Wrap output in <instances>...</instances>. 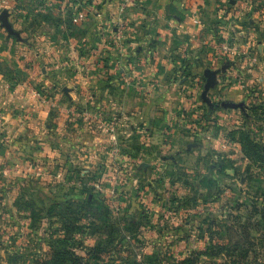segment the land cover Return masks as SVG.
Segmentation results:
<instances>
[{"label": "rangeland", "instance_id": "rangeland-1", "mask_svg": "<svg viewBox=\"0 0 264 264\" xmlns=\"http://www.w3.org/2000/svg\"><path fill=\"white\" fill-rule=\"evenodd\" d=\"M35 3L41 5L33 17L38 31H53L59 12L46 10L44 0ZM261 6L255 1V11L243 20L235 18L239 26L228 31L238 43L252 40L246 45L253 55L264 38V14L255 16ZM4 10L10 12V0H0V14ZM66 19L73 27V19ZM9 21L17 31L13 24L23 20ZM19 37L0 20V53L13 47L8 53L15 49L17 57L26 58L32 46ZM239 56L236 74L247 89L236 102L245 103L248 116L220 106L208 120L210 108L203 101L201 119L186 112L181 129L208 132L205 140L168 143L167 127L155 140L144 130L129 152L115 137L108 149L102 142V149L83 158L60 153L54 144L50 158L43 151L52 145L38 140L15 150L22 149L19 141L24 143L26 134L16 136L18 142L2 140L9 128L0 123V264H42L55 249L73 250L97 264H264V68H259L264 63ZM21 62L0 58V67L21 74L26 63ZM64 63L41 65L56 70ZM4 77L8 85L22 80ZM40 90L31 93L39 100L46 96ZM211 100L221 104L230 99ZM94 118L103 133L106 119ZM120 124L116 128L122 129ZM98 246V253L89 254Z\"/></svg>", "mask_w": 264, "mask_h": 264}, {"label": "crops", "instance_id": "crops-1", "mask_svg": "<svg viewBox=\"0 0 264 264\" xmlns=\"http://www.w3.org/2000/svg\"><path fill=\"white\" fill-rule=\"evenodd\" d=\"M10 1L11 20H23L14 28L32 46L26 58L17 57L15 49L8 53L13 47L0 53L2 60L26 62L21 74L10 75L0 67V123L9 128L1 139L18 142L16 136L26 134L18 151L27 148L25 142L38 140L42 146L52 145L43 151L49 153L46 157L52 158L57 144L60 153L83 158L102 149V142L108 149L116 137L129 152L130 143L144 137V130L155 140L167 127L168 143L205 140L210 138L208 132L188 133L181 123L186 112L201 119L206 110L201 98L206 69L220 70L211 99L224 95L236 102L247 89L236 74L239 52L246 62L264 63V38L253 55L246 45L252 40L238 43L236 36L228 35L239 26L235 18L243 20L255 1L264 0H44L46 10L59 12L60 20L53 31L42 32L33 21L41 13L37 0ZM258 8L255 16L264 14V6ZM66 16L73 19V27ZM62 61L66 65L62 69L46 70L41 65ZM4 76L22 80L8 85ZM226 76L232 81L227 83ZM35 88L46 96L33 97ZM217 110L209 109L205 119L210 120ZM223 110L244 114L242 109ZM89 113L106 119L103 133L99 120ZM118 122L122 129L116 128Z\"/></svg>", "mask_w": 264, "mask_h": 264}, {"label": "water", "instance_id": "water-1", "mask_svg": "<svg viewBox=\"0 0 264 264\" xmlns=\"http://www.w3.org/2000/svg\"><path fill=\"white\" fill-rule=\"evenodd\" d=\"M0 20L2 24L6 27V29L9 31V33L14 34L16 36H19L20 34L15 31L12 27V24L9 21V13L7 10L2 11L0 14ZM220 73V70H214V69H206L205 71V77L206 82L204 85V89L201 95L202 100L208 105V107L213 110L215 109L216 103H213L212 100L209 97V92L212 90L218 83V74ZM221 106L223 108H230V109H242L245 110V103L244 102H235V101H222Z\"/></svg>", "mask_w": 264, "mask_h": 264}, {"label": "trees", "instance_id": "trees-1", "mask_svg": "<svg viewBox=\"0 0 264 264\" xmlns=\"http://www.w3.org/2000/svg\"><path fill=\"white\" fill-rule=\"evenodd\" d=\"M221 106V104H216L215 105V109L219 108ZM244 116H248L246 115V113L243 114ZM206 116H210V114H206ZM100 251L99 246L98 247H93L89 254L93 255L95 253H98ZM42 264H97L92 262L90 259L88 258H84L83 256H80L79 254H77L75 251L73 250H69V249H55L53 256L43 262Z\"/></svg>", "mask_w": 264, "mask_h": 264}, {"label": "built area", "instance_id": "built-area-1", "mask_svg": "<svg viewBox=\"0 0 264 264\" xmlns=\"http://www.w3.org/2000/svg\"><path fill=\"white\" fill-rule=\"evenodd\" d=\"M78 20H79L78 18L75 19V21H78Z\"/></svg>", "mask_w": 264, "mask_h": 264}]
</instances>
